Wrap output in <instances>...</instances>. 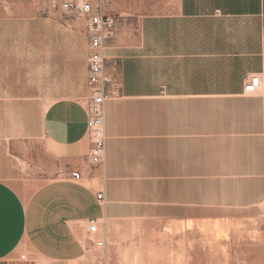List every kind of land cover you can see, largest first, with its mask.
Segmentation results:
<instances>
[{
	"label": "crops",
	"instance_id": "0c3cea01",
	"mask_svg": "<svg viewBox=\"0 0 264 264\" xmlns=\"http://www.w3.org/2000/svg\"><path fill=\"white\" fill-rule=\"evenodd\" d=\"M154 7L114 51L123 88L106 103L105 183L87 159V69L79 97L2 128L9 142L29 139L47 164L29 195L0 177V264H102L91 256L103 251L95 242L104 219L109 264L221 262L264 236V0ZM254 73L261 85L247 94Z\"/></svg>",
	"mask_w": 264,
	"mask_h": 264
},
{
	"label": "rangeland",
	"instance_id": "374dc122",
	"mask_svg": "<svg viewBox=\"0 0 264 264\" xmlns=\"http://www.w3.org/2000/svg\"><path fill=\"white\" fill-rule=\"evenodd\" d=\"M53 1L0 0V177L24 195L31 194L42 183L38 178H45L46 158L40 151L37 163L30 140L19 138L9 142L7 136L1 135L2 128L11 125L15 114L42 112L57 99L79 97L85 85L89 46L84 19L53 8ZM106 2L116 20V45L121 32L140 29L142 15L155 13L154 0ZM131 231L128 226L123 228L124 241ZM90 249L94 247L90 245ZM102 250L91 258L109 264L107 248ZM228 255L221 262L196 259L180 264H264V236L255 242L238 244Z\"/></svg>",
	"mask_w": 264,
	"mask_h": 264
},
{
	"label": "built area",
	"instance_id": "2783aa9c",
	"mask_svg": "<svg viewBox=\"0 0 264 264\" xmlns=\"http://www.w3.org/2000/svg\"><path fill=\"white\" fill-rule=\"evenodd\" d=\"M106 0H54L53 8H59L66 14H75L84 19V33L87 38L89 53L87 57V86L89 93L81 98L87 112L88 136L91 143L87 159L93 169L100 172L103 183L106 182V148L105 130L106 103L122 95L123 66L121 57L114 53L118 49L117 25L114 15L109 11ZM261 85V75L250 74L244 84V92L253 94ZM73 179L82 177L80 171H72ZM97 199L105 210L107 199L105 190L97 193ZM107 219H104L103 239L95 242L102 249L108 248ZM97 219L88 221V231H99Z\"/></svg>",
	"mask_w": 264,
	"mask_h": 264
}]
</instances>
